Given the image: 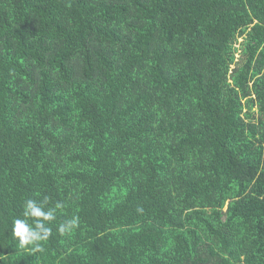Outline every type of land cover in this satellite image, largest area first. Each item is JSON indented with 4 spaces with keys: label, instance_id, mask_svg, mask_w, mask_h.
<instances>
[{
    "label": "trees",
    "instance_id": "16d2710c",
    "mask_svg": "<svg viewBox=\"0 0 264 264\" xmlns=\"http://www.w3.org/2000/svg\"><path fill=\"white\" fill-rule=\"evenodd\" d=\"M0 264H264V0H0Z\"/></svg>",
    "mask_w": 264,
    "mask_h": 264
},
{
    "label": "clouds",
    "instance_id": "9594fccd",
    "mask_svg": "<svg viewBox=\"0 0 264 264\" xmlns=\"http://www.w3.org/2000/svg\"><path fill=\"white\" fill-rule=\"evenodd\" d=\"M47 202V198L43 202L34 199L24 201L22 218H15L12 225V236L18 241L19 248L30 247L34 252L43 251L42 243L48 241L52 235L49 225L56 220L57 210L64 207L62 202H57L54 207L46 210ZM78 226L79 217L74 216L60 223L57 231L61 236L69 235Z\"/></svg>",
    "mask_w": 264,
    "mask_h": 264
}]
</instances>
